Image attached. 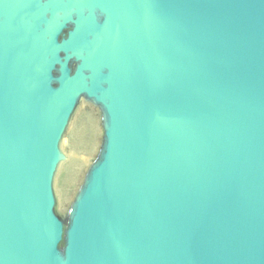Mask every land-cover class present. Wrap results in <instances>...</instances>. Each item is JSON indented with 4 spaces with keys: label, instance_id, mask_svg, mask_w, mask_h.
I'll list each match as a JSON object with an SVG mask.
<instances>
[{
    "label": "water",
    "instance_id": "water-1",
    "mask_svg": "<svg viewBox=\"0 0 264 264\" xmlns=\"http://www.w3.org/2000/svg\"><path fill=\"white\" fill-rule=\"evenodd\" d=\"M0 264H264V0H0Z\"/></svg>",
    "mask_w": 264,
    "mask_h": 264
}]
</instances>
